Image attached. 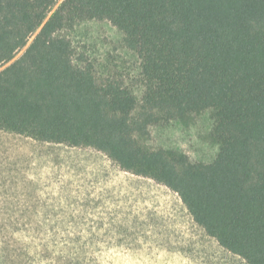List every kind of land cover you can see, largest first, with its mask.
<instances>
[{
  "label": "trees",
  "instance_id": "trees-1",
  "mask_svg": "<svg viewBox=\"0 0 264 264\" xmlns=\"http://www.w3.org/2000/svg\"><path fill=\"white\" fill-rule=\"evenodd\" d=\"M93 20L122 33L123 57L74 58L60 33ZM0 68V131L104 154L264 264V0H0ZM205 112L209 163L145 145L151 127ZM13 223L0 214V264H31Z\"/></svg>",
  "mask_w": 264,
  "mask_h": 264
},
{
  "label": "rangeland",
  "instance_id": "rangeland-1",
  "mask_svg": "<svg viewBox=\"0 0 264 264\" xmlns=\"http://www.w3.org/2000/svg\"><path fill=\"white\" fill-rule=\"evenodd\" d=\"M60 35L71 41L75 59L125 55L122 33L106 21H84ZM211 127L208 112L161 123L150 128L145 145L209 163L217 152ZM0 214L14 217L7 227L29 248L23 258L31 264H246L206 235L165 186L120 170L91 148L5 131Z\"/></svg>",
  "mask_w": 264,
  "mask_h": 264
}]
</instances>
